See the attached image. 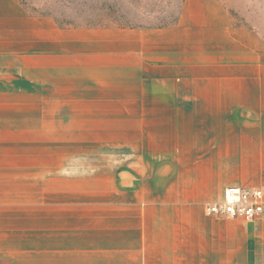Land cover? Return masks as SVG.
<instances>
[{
	"label": "crops",
	"instance_id": "crops-1",
	"mask_svg": "<svg viewBox=\"0 0 264 264\" xmlns=\"http://www.w3.org/2000/svg\"><path fill=\"white\" fill-rule=\"evenodd\" d=\"M264 0L61 26L0 0V264H264Z\"/></svg>",
	"mask_w": 264,
	"mask_h": 264
},
{
	"label": "rangeland",
	"instance_id": "rangeland-1",
	"mask_svg": "<svg viewBox=\"0 0 264 264\" xmlns=\"http://www.w3.org/2000/svg\"><path fill=\"white\" fill-rule=\"evenodd\" d=\"M61 26H163L173 24L182 0H21Z\"/></svg>",
	"mask_w": 264,
	"mask_h": 264
},
{
	"label": "built area",
	"instance_id": "built-area-1",
	"mask_svg": "<svg viewBox=\"0 0 264 264\" xmlns=\"http://www.w3.org/2000/svg\"><path fill=\"white\" fill-rule=\"evenodd\" d=\"M209 215L218 218L253 221L264 218V188L228 187L219 203L207 207Z\"/></svg>",
	"mask_w": 264,
	"mask_h": 264
}]
</instances>
